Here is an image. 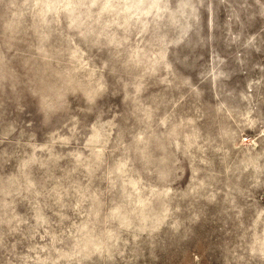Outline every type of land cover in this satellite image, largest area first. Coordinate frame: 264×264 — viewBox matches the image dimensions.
I'll return each mask as SVG.
<instances>
[{"label":"rangeland","instance_id":"1","mask_svg":"<svg viewBox=\"0 0 264 264\" xmlns=\"http://www.w3.org/2000/svg\"><path fill=\"white\" fill-rule=\"evenodd\" d=\"M0 264H264V0H0Z\"/></svg>","mask_w":264,"mask_h":264}]
</instances>
